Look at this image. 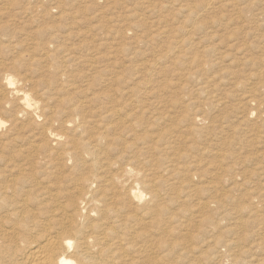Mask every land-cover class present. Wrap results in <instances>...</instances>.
<instances>
[{
  "label": "bare ground",
  "instance_id": "6f19581e",
  "mask_svg": "<svg viewBox=\"0 0 264 264\" xmlns=\"http://www.w3.org/2000/svg\"><path fill=\"white\" fill-rule=\"evenodd\" d=\"M186 10L191 11L188 6ZM61 14L60 17L63 16ZM181 29L185 31L183 34L185 37H179L176 43L180 45L185 43L183 47L190 44L191 48L197 45L193 51L192 62L195 64L189 71L193 75L197 74L200 79L205 77L207 70L215 64L228 62L209 77L215 78L220 71L227 75L230 70L228 66L241 63V59H249L246 48L237 41H232V35L237 34L236 31H232L234 33L230 39L219 48L215 43L205 44L214 40L217 35L215 30L201 28L190 31V29L185 30V27ZM47 31L48 29H45L43 33ZM49 31L51 32V29ZM198 34L201 36L195 40ZM30 36L33 42L35 35ZM51 38V42H56L57 32H52ZM101 40L105 44L108 37H102ZM171 45L173 41L168 42L167 48H171ZM40 49L41 57L32 56L30 61V65L34 67L39 65L45 70L40 71L37 78L22 73L26 65L18 57L0 63L3 70L0 78V111L6 113L3 108L11 107L8 123L0 116V264H196L199 262L200 258H197V261L195 257L190 258L187 254L186 262L185 255H171L174 249V240L172 241L174 230L181 233L184 228L181 224L177 226L170 222L169 217L173 214L169 215L171 209L169 202L166 204L163 202L166 198L172 200L171 193H163L157 188L156 181L146 177V173L139 168V165L144 163L140 158L131 159L124 166L115 158L118 142L126 146L130 140L146 137L144 134L151 132L146 126L148 119L154 125L159 123L160 117L169 116L164 110L156 111L157 107L154 111L151 110V116H146L150 114L146 112L151 109L150 106L156 104L152 99L157 97L155 89L158 87H150L151 81L147 79H145L147 82H137L138 88H134V84H131L132 87H126L121 84L124 81L120 80V73L106 78V81L101 78V84L98 81V78L102 77L101 74L108 73L106 75L109 76L111 71L109 67L119 65L115 62L119 55V49L116 47L109 48L107 53L98 50L99 52L96 51L89 58H84L83 54L79 55L81 54L79 49L74 46L55 49L49 46ZM149 49L151 50V47ZM52 50H56L57 54L52 53ZM60 50L62 55L59 57ZM231 52L234 55H231ZM211 53H214L213 56L216 55L211 60L213 62L206 59ZM104 61L106 63L100 66L99 63ZM74 64L90 70L87 73L91 72V75L97 73L98 78L93 75L92 78H88L86 85L77 84L74 76L78 73H70L74 69ZM53 66L61 69L51 70ZM177 67L179 68L178 65ZM181 75L179 74V77ZM262 75L264 76V73ZM218 76L220 78L222 75ZM229 76V79L234 78V82L231 83L242 82L235 73ZM90 80L93 81L89 82ZM94 81H98V87L94 86ZM139 83H144V86H140ZM140 93H144L145 101L141 99ZM44 94L46 97L41 99L40 96ZM55 97L54 102L49 101ZM138 103L143 105L141 106L146 113L143 111L142 114L138 113ZM194 120L204 121L198 115ZM176 129L163 126L158 132V139L151 136L154 137L152 143L158 148L152 156L160 154L158 160H163L167 171L175 170V167L179 168L176 165L177 158L183 157L182 153L175 156L177 158L168 156L170 153L176 154L177 148L185 145V141L180 138L183 134L179 133L180 129ZM185 130L193 133L205 131L192 124ZM259 130H256L255 136L262 137V141L259 139L260 143L262 142V149L258 151H262L261 157L264 158V130ZM208 134L209 132L205 133ZM182 172L184 171H180ZM230 176L223 178L216 175L199 189V193H211L212 197V200L203 201L199 205L203 213L208 212L209 209L213 210L214 204L218 209L220 203L224 204L226 200H230L229 202L241 200L246 194L241 193L236 199L239 193L233 197L226 190L216 189L217 184L220 185L222 181L231 179ZM231 181V184L236 183L235 178ZM169 185L172 186V183ZM235 191L239 192L240 189ZM255 197L252 196V199L255 200ZM238 202L233 203L234 206L237 205L234 210L242 205ZM246 211V214L244 210L237 211L236 213L241 216L232 225L228 223L225 231L221 229L218 238H222L228 230L232 235L240 229L241 234L237 232L238 235L223 242L224 246H228L225 248V254L229 255L231 262L235 264H261L264 256L256 258L254 253L260 249L262 251L264 247V216L254 212L253 208H248ZM212 217L215 216L212 214L207 216L208 219H213ZM231 218L230 215L229 219ZM215 259L212 261L214 262Z\"/></svg>",
  "mask_w": 264,
  "mask_h": 264
},
{
  "label": "rangeland",
  "instance_id": "374dc122",
  "mask_svg": "<svg viewBox=\"0 0 264 264\" xmlns=\"http://www.w3.org/2000/svg\"><path fill=\"white\" fill-rule=\"evenodd\" d=\"M186 6L191 11H187ZM40 9L41 11H38ZM59 13L63 16L60 17ZM156 23L157 27H155ZM182 27L190 31L201 28L215 30L217 35L214 40L205 44L215 43L219 48H222L221 44L226 43L236 31L237 34L232 35V41L235 40L246 48L249 59L243 60L239 57L242 62L228 66L230 70L227 75L223 71L217 72L218 75H222L220 78L218 75L215 78L209 75L219 71L228 62L215 64L207 70L206 76L200 79L197 74L193 75L189 71L195 64L192 62L193 51L197 45L191 48L188 44L187 48V46L183 47L185 43L181 45L176 43V40L185 34ZM45 29L48 31L43 33ZM52 32H57L56 42H51ZM30 35H35L33 42ZM198 35L195 40L201 36ZM102 37H108L106 45L101 40ZM169 41H173L172 49L167 48ZM49 46L54 49L74 46L84 58L92 57L91 55L98 50L107 53L109 48L119 49L118 59H115L116 64L119 65L114 66L115 69L109 67L111 69L109 76L106 73L98 78L97 73L91 75V72L87 73L90 70L74 64V69L70 73H78L74 76L77 84L86 85L88 78H92L93 75L97 76L102 84L101 78L106 81V78L120 73V80L125 82L121 84L126 87H132L131 84H134L133 87L138 88L137 82H144L145 79L151 81L150 87H158L155 89L157 96L155 99L159 101L152 99L156 104L150 106L151 109L146 111L150 114L146 116H151V110L154 111L156 107L158 108L155 109L156 111L164 110L169 116L160 117L159 123L154 125L148 119L146 126L151 132L144 134L146 137L130 140L126 146L118 142L115 158L123 166L131 159L140 158L144 163L140 164L139 168L146 173V177L156 181L157 188L163 193H171L172 200L166 198L163 202L165 204L169 202L171 206H169L171 208L169 215L172 213L173 216L169 217L170 222L184 226L181 233L174 230L172 235L174 249L171 255H185V262L186 254L190 258L193 256L204 260L201 262L199 259L196 264H233L230 256L225 254V248L228 246H224L223 242L241 234L242 231L235 230L236 232L231 235V231L228 230L224 233L227 236H222L224 238L222 241V238H218L220 230H224L228 223L232 225L241 216L236 213L240 209L246 214L248 208H253L254 212L264 216V158L261 157L262 151H258L262 149V142L259 141V139L262 141V137L255 136L256 130H264V87H262L264 86L262 75L264 73V0H0V63L18 57L26 65L22 73L37 78L39 72L45 70L39 65L35 67L30 65L31 57H41L40 48ZM61 51H58L59 57L62 55ZM52 53L57 54V51L52 50ZM230 54L234 55L232 52ZM213 55L214 53H211L206 59L213 62L211 60L216 57ZM104 63L106 61L99 65ZM180 66L184 68L181 69ZM53 69L58 71L61 68L53 66L51 70ZM2 73L0 64V78ZM234 73L242 79L241 83H231L234 82V78L229 79V75ZM179 74L182 75L179 77ZM150 78L155 80L152 81ZM91 81L93 80L89 82ZM98 81H94L95 87H98ZM139 84L142 86L144 83ZM143 96L144 93H140L141 99L145 101ZM33 97L35 98L34 95ZM40 97L42 99L46 95ZM55 99L56 97L49 101L54 102ZM172 101L176 103H171ZM141 105L138 103L139 114L144 110ZM10 108H3L6 113L0 111V116L7 123L11 114ZM197 115L204 121L194 120ZM191 124L205 131L185 132L187 126ZM163 126H169L172 130L180 129L179 133L183 134L180 138L185 141V145L177 148L176 154L168 155L175 157L182 153L183 156L182 159L175 157L179 168L175 167L172 171H167L163 160H158L160 154L152 156L158 151L152 141L154 137L159 138L158 132ZM206 132L209 134L205 135ZM180 171L184 172L180 173ZM216 175L223 178L232 176L230 181L225 179L226 181H222L223 184H217V190H226L233 197L239 193L238 197L235 196L236 199L241 193L246 194L241 200L229 202L230 200L225 199L224 204L220 203V208H215L214 204L213 210L209 209L208 212L203 213L199 205L203 201L212 200V197L211 193L201 194L198 191ZM233 178L236 180L235 184L230 183ZM169 183H172V186ZM239 189V192L235 191ZM255 193H259L258 196ZM236 201L242 205L234 210L237 205L234 206L233 203ZM211 214L215 217L208 219L207 216ZM230 215L231 219H229ZM256 252L254 253L256 258L264 256V247L262 251L260 249ZM212 258L215 259L214 262ZM261 264H264V261H261Z\"/></svg>",
  "mask_w": 264,
  "mask_h": 264
}]
</instances>
